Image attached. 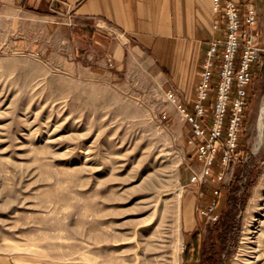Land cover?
<instances>
[{
    "label": "rangeland",
    "instance_id": "1",
    "mask_svg": "<svg viewBox=\"0 0 264 264\" xmlns=\"http://www.w3.org/2000/svg\"><path fill=\"white\" fill-rule=\"evenodd\" d=\"M16 16L13 32L0 38V254L41 262L186 264L192 231L200 228L205 239L213 226L199 209L211 203L217 186L218 213L225 208L244 166L251 175L242 184L253 178V186L240 201L231 249L222 258L264 264V191L253 200L264 174V137L255 151L264 56L225 183L211 177L186 186L180 175L200 170L188 144L190 125L168 100L172 88L153 59L128 47L116 67L110 49L117 40L107 30ZM91 51L113 59L111 72L90 71L84 57ZM219 170L217 163L214 175Z\"/></svg>",
    "mask_w": 264,
    "mask_h": 264
},
{
    "label": "crops",
    "instance_id": "2",
    "mask_svg": "<svg viewBox=\"0 0 264 264\" xmlns=\"http://www.w3.org/2000/svg\"><path fill=\"white\" fill-rule=\"evenodd\" d=\"M226 1L221 0V3ZM232 1L240 7L248 2L256 5L259 33L257 43L264 48V0ZM20 12L36 20L56 17L66 20L70 26L90 25L98 32H102L101 29L107 30V36L114 34L117 41L113 42L110 55L116 67L123 60L126 48L143 50L155 62L165 86L178 93L181 102L190 112L193 111V99L207 51L213 41L223 39L226 23L221 13L214 12L213 0H0V38L13 32L16 15ZM216 24L218 28H214ZM242 26L246 28L244 23ZM221 52L222 48L216 59V69L220 64ZM90 53L84 59L91 60L88 66L92 73L111 72L106 58L94 57L93 52ZM256 65L253 67L248 95L250 87L255 83ZM180 179L184 185L189 184L188 174L186 178L181 174ZM186 215V228L192 230L196 224L190 218V211ZM0 264L94 263L41 262L0 254Z\"/></svg>",
    "mask_w": 264,
    "mask_h": 264
},
{
    "label": "built area",
    "instance_id": "3",
    "mask_svg": "<svg viewBox=\"0 0 264 264\" xmlns=\"http://www.w3.org/2000/svg\"><path fill=\"white\" fill-rule=\"evenodd\" d=\"M214 12L225 19L223 39L212 42L207 51L200 81L190 112L181 102L175 90L167 92V98L177 106L190 125L189 146L195 150L200 170L192 169L189 185H200L204 179L213 177L217 185L225 183L228 168L238 160L241 133L243 131L248 100V86L253 79V67L260 63L264 48L258 45V10L248 2L240 7L235 1L213 0ZM243 23L246 28H243ZM214 28H218L216 24ZM222 48L219 67L216 59ZM241 50L238 63V53ZM109 65L113 59L109 57ZM217 73V80L214 75ZM215 86L216 96L212 109L207 106ZM219 155L220 170L214 175V164ZM220 187L214 195L220 194ZM217 199L199 209V214L208 223L218 221L215 213Z\"/></svg>",
    "mask_w": 264,
    "mask_h": 264
},
{
    "label": "trees",
    "instance_id": "4",
    "mask_svg": "<svg viewBox=\"0 0 264 264\" xmlns=\"http://www.w3.org/2000/svg\"><path fill=\"white\" fill-rule=\"evenodd\" d=\"M240 55L241 50L238 53L237 63ZM216 80L217 76L215 75L214 81ZM215 96L216 90L214 86L210 95V100L207 103L209 109H212L214 105ZM217 163H219V155L214 167ZM249 175H251V171H247L244 166L235 174L232 187L228 189L225 208L221 209L219 213L217 211L220 206L218 198L222 193V189H220V194L218 196H215L213 192L212 199H217L218 204L215 209V213L218 215V221L214 223L212 227L209 226L205 239L202 236V230L200 228H196L192 231L190 241L186 243V248L183 252V259L186 264H227L226 260L222 258V255L231 249V247H228L229 236L236 229V216L240 207V201L242 197L243 200L245 199L249 189L253 186V178H250L247 184H242L243 179ZM241 191H243L242 195H240ZM243 206L242 201V207Z\"/></svg>",
    "mask_w": 264,
    "mask_h": 264
},
{
    "label": "bare ground",
    "instance_id": "5",
    "mask_svg": "<svg viewBox=\"0 0 264 264\" xmlns=\"http://www.w3.org/2000/svg\"><path fill=\"white\" fill-rule=\"evenodd\" d=\"M257 127H258V134H257L258 136H257V142L255 144V151H257L259 149V147L261 146L262 140L264 137V105L262 107L261 114H260L259 119H258V126ZM262 191H264V174L262 175L261 181L256 188L255 199H253L254 203H255V201L257 202L259 194Z\"/></svg>",
    "mask_w": 264,
    "mask_h": 264
}]
</instances>
